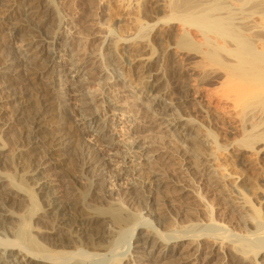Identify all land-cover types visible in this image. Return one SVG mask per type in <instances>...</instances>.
<instances>
[{"label":"rangeland","instance_id":"obj_1","mask_svg":"<svg viewBox=\"0 0 264 264\" xmlns=\"http://www.w3.org/2000/svg\"><path fill=\"white\" fill-rule=\"evenodd\" d=\"M4 1L0 0L1 3L4 2L3 5L0 4V173L5 179L0 178V187L2 188H0V192H5L11 185L10 187L21 189L27 195L25 198L10 192L12 199L9 205L13 208L11 211L17 213V216H24L26 212L27 214L28 212L34 213V211L40 209L37 202L38 198L34 195L35 192L32 191L29 184L19 181L21 179V177L18 178L20 174L14 170L13 165L16 167L19 164L16 147L23 144L24 137L22 138V134L25 133L26 124L35 117V113H43L46 106L43 102L48 104L50 100L49 105L54 104L52 107L48 105L50 109L59 110L61 101L64 103L63 101L68 98L65 94L66 90L55 91V93H58L55 94L53 84H60L62 85L61 88L71 87V85L75 87V83L77 84L82 80L81 82L85 83L84 86L82 85L83 88L86 87L85 91L97 90L102 92L103 85L108 86L107 83L103 82V79L108 80L120 76L121 80L119 81L121 82H118L119 85L111 86L114 90L119 89L118 92L124 91L123 88L125 87L127 91L121 94L123 96L132 95V98H121L114 94L113 96L108 91L106 94L107 97L112 96V100L120 102L119 104L123 107L127 106V104H123L130 102L133 97L135 98L132 101L135 103L131 104L134 109H123L124 114L136 116L140 112L137 116H141L145 112L149 116L153 114L158 116L162 112V114L169 115V120L165 121L163 125H157L156 123V125L154 124L155 127L144 129H141L138 124L135 129L129 130V122L126 116L114 118V116L103 115V120L106 118L109 124L108 134L119 144L118 158L114 156L110 162L112 175L104 179H98L97 177V172L101 168L94 165L95 168L88 166L91 157H94L101 150L100 143L98 144V141L93 139V134L90 136L81 134L80 131L84 128L77 127L75 123L71 122L72 125L69 124L66 129L56 131L62 133L65 131L63 136L66 137L69 134L71 137L69 135L66 137L67 140L64 144L67 145H61L63 149L61 146L55 149V156L53 157L56 158V161L52 160L55 165L44 171L46 178L53 184L60 182V187L56 189L69 193H66L67 196L71 194L70 197H75L73 199L78 204H82L81 206L87 208V211L85 210L83 213V215L86 214L84 217L87 219L96 218L97 213L105 215V218L98 215L100 219L97 218L100 221L95 224V227L93 226L94 228H91V230H95V234L92 233V230L89 235L94 236L91 238L97 242V239L102 237L103 234H109L105 227L112 224V227L115 228L111 235L115 238V243L106 240L99 244L105 251H108L114 249V245L116 246L120 241L122 242L128 236L127 231L140 220L139 215L142 211H139L141 209L138 206L142 208L149 204L145 198L140 201L137 197V201L135 200L131 204L129 202L126 208V205L122 202L124 194L121 195L124 182L127 183L133 178L146 182L151 177L150 172L155 171L157 168V170L164 169L161 171H163V174L165 172L166 179H177L174 182L184 181L182 183L185 186L188 184L187 187L190 190V192L182 194L183 192L181 193V188H179L180 190L177 192L179 195L176 192V194L174 193L177 200L173 211L175 210L174 214L177 215L174 216L172 212L174 222L171 225L173 226V233L204 236L203 238H206L202 242L205 243V247L201 251L197 253L195 251L190 252L187 255L186 264H230L227 261L229 256H227L226 250L220 248L223 246L220 240L222 238L231 243L233 251L234 248L242 247L247 250L249 248L255 249V253L245 255L244 258L249 260L248 264H258L256 254L260 250L257 249L264 247V231H260L264 230V0H240L242 2L238 0L233 1L234 3L231 0L205 1L207 5L212 6L211 4H214V6L221 7L223 10L230 6L227 7L228 11L232 6H235L233 20L234 23L236 22V26L237 22H241L243 26L253 29L251 33L240 34L243 40L237 35L238 40L243 44V48L246 45L247 49L245 51H242V49L240 51L239 45L236 46L235 41L228 40V42H235V44H231L235 49L238 48V52L241 54V58L239 54V60L235 55L218 49L215 44L203 41L204 38L197 30L200 27L201 20L204 21L205 18L200 19L201 14L197 15L198 18L195 16L196 14L192 15L194 8L198 5L200 7L202 3L206 4L202 2L203 0H198L201 3L197 6V0H164L166 1V8L159 6L158 0H51L52 7L50 5L51 9L47 10L48 12L53 10L50 12L53 14H50L49 22L44 27L39 25L40 23L35 26H40L41 29L43 27V31H45L43 33L47 34L48 38L52 37V42L56 41L59 36L60 40L57 46L60 51L65 47L73 46L72 51L75 52V55L78 52L76 59H79L83 69L82 74L84 75L80 77L55 74L51 72V69L44 68L43 62L38 57L32 59L33 65L29 63L24 68L10 65L18 55L14 53L17 50L15 46L17 47L18 44L16 45L9 40V32H11L9 24L10 21L17 19L19 10L24 8L23 4L25 3L23 1L25 2V0H7V3L6 0ZM30 2L32 3V0ZM11 7L14 8L13 13L10 11ZM196 24H199L197 25L198 28ZM46 25H49V27ZM194 25L197 29L192 28ZM6 35L8 38H5ZM235 37L236 35L232 36V38ZM210 38L216 40L219 37L211 35ZM55 41L53 43L56 44ZM124 41L127 43L124 44ZM219 42L222 43L221 40ZM108 43L109 45H107ZM248 53L255 55L250 56ZM256 54L258 57L255 59ZM241 59L242 62H240ZM244 59H246V63ZM58 60L60 62L64 61L63 59ZM148 63L152 64V71H161V77H164L163 86H165L163 91L170 89V93L167 96L165 95L166 97L164 96L163 101H160L161 106L155 108L152 106V103L157 101L155 100V93L150 90L149 86L147 87V85H150L148 83L149 79H147L149 75L146 72ZM30 65L36 69L30 72V69H32ZM37 69L41 70L38 71ZM50 72L53 73V76L52 74L49 75ZM95 72L96 75H94ZM100 72L104 73L101 76L102 78H99ZM77 80L78 82H76ZM100 80H102V83ZM73 82L75 86L71 84ZM175 83H178V85ZM83 88L81 89L82 92L84 91ZM171 88H173L174 93H172ZM44 94H47V96H44ZM11 95L13 98L19 95L20 99H24L22 102H26L25 99H28L30 102L26 104H30L31 114L29 111L27 112V108L24 113L27 117H24L25 115L20 116V107H17L19 105L12 100ZM58 95L60 98L57 97ZM176 97L179 98L180 103L174 105L175 101H179ZM53 98L54 102L51 101ZM103 102L105 101H97L94 107L102 109ZM71 103H73L72 105L75 104L74 101H71ZM170 103L174 105V108L165 111ZM36 109L40 110L36 111ZM32 113H34V116ZM28 115H31V117ZM21 117H24L28 122L25 124L24 118L20 121L19 118ZM27 119H30V121ZM51 120V129L54 128L53 126L58 125V122L60 125L62 121L64 122L62 118H52ZM22 124L25 126L24 129L20 127ZM168 124L171 125L169 129L172 130L162 135L163 129L161 128ZM51 129L52 132L45 133L47 134V140H44H46L47 147L51 144L52 137L57 134L54 129ZM73 130H75V133L72 132ZM136 136L140 141H151L156 145L167 148V154L164 155L166 157L159 159L160 161L158 160L159 166L155 162L157 168L153 167L155 166L153 163L150 164L151 166L147 163V166L144 165V162L141 164V160H138L137 155H133L135 158L127 159L129 144L133 142L132 138L134 139ZM67 142L71 143L68 144ZM94 142H97V144ZM52 146H49L48 150L52 149ZM111 154L106 153L105 156L112 158L113 155ZM186 156H189L187 160H191L190 163H186ZM83 164L85 165L83 166ZM149 167L153 168L152 171L149 170ZM186 167L197 168L182 173V170ZM201 169H207L209 173L206 175ZM194 171H199V174L196 172L198 175L193 176ZM199 175H201L200 178ZM117 176H119V179H117ZM205 177H208V179ZM6 178L7 182H2ZM186 182L188 183L186 184ZM93 189H95V193L91 195ZM89 198L91 199L89 200ZM177 201L181 204H177ZM180 210L182 211L180 212ZM94 213L95 215H93ZM87 214L91 216L89 217ZM140 221L142 223L146 222ZM105 223L108 225L106 226ZM98 225L99 227H97ZM160 233L163 232L160 231ZM215 239H218L216 243L220 247L215 249L216 251L218 249L215 252L216 256L209 260L207 254H210V250H214L212 249V243L215 242ZM37 243L32 242L35 246H37ZM127 247V245L124 246L117 253L120 255L125 254ZM90 249L91 251L87 252L88 254L97 252L95 248L92 249L91 247L87 250ZM101 253L106 254L105 252ZM113 256L114 254H108L104 257L90 255L86 257L87 259H84L80 254H77L74 255L75 260H77H74V263L78 264L80 260H85L86 264H134L133 261L124 256V259L120 257V261H117L119 258ZM65 257L68 258L70 255ZM236 257H233V255L230 257L234 258L232 264H239V258Z\"/></svg>","mask_w":264,"mask_h":264},{"label":"bare ground","instance_id":"obj_2","mask_svg":"<svg viewBox=\"0 0 264 264\" xmlns=\"http://www.w3.org/2000/svg\"><path fill=\"white\" fill-rule=\"evenodd\" d=\"M1 1H4V0H1ZM30 1L31 0H25V2L23 1V3H25V4H23L24 8H22V10H19V14H17L18 15L17 19L16 20L11 19L12 21H10V24H9V26H11V27H9L11 30V32H9V34H10L9 40L13 41V43L16 45L18 44L17 47L15 46V48L17 50H16V52H14L15 54L17 53L18 55L16 54L17 57L13 60V62L10 65H14L16 67H23L24 68V67H26V65H29V63L32 64L35 57H36V59L38 57L43 62L44 68L46 67L47 69H51L52 70L51 72H53L55 74H60V75L66 74L67 76L73 75V76H79V77L81 75H84V74H82V71H83L82 65L79 63V59L78 58L76 59L78 52H76L77 55H75V52L72 51L73 46L65 47V49L60 51V48H58V46H57V45H59L58 43H59L60 37L58 36L56 38V41L54 40L56 42V44H55V43H53L54 41L53 42L51 41L52 37L48 38L46 36L47 34L45 35L43 33V32H45V31H43V27L47 22H49L50 14H51L50 12L53 11V10H50L48 12L50 5H51V0H32V3ZM199 1H202V0H199ZM199 1H198V3H196V6L199 3H201ZM205 1L206 0H203L202 2H205ZM209 1L210 0H207V2H209ZM233 1L235 2L238 0H231V2H233ZM4 2H2V3L0 2V4L3 5ZM7 2L8 1L6 0V3ZM165 2L166 1H164V0L163 1L158 0L159 6H161L163 8L164 7L166 8V6H167ZM231 2H229V3H231ZM240 2H242V1H240ZM9 3H8V5H9ZM29 3H31V4H29ZM243 3H245V2H243ZM20 5H22V4L20 3ZM202 5H200V7L198 5L197 7H199V8H197V7L194 8L192 10V15L196 14L195 16H197V15L201 14L200 19L205 18L204 21L201 20L202 23L200 22V27H199L200 29L197 26L199 24H196V26L198 28L197 31L198 32L200 31V33H201L200 35L204 38L203 41L205 43L209 42L211 44H215V46L218 49L223 50L226 53L235 55V57L238 58V60H239L241 58V54L238 52L237 47H236L237 49H235V47H232V44H235V42H236V46L239 45V50L242 49V51H245L247 49V47L245 45V47L243 48V46H242L243 44L238 40V37L240 39H242V35H244L246 32L251 33L253 29L243 26L241 24V22H237V26H236V24H235L236 22L234 23V20H233L234 12L236 10L235 6L234 7L232 6L230 8V11H228L227 7L229 8L230 6H227V7L225 6L226 8L225 7L224 8L226 10H223V9H221V7H216V5L214 6V4H211L212 6H210V4L207 5V3L206 4L202 3ZM17 6L19 7V5H17ZM208 6H210V7H208ZM12 7L10 10L11 13H13L12 11L14 10V8H12ZM51 7H52V5H51ZM207 7L209 8V10ZM6 8H8V7H6ZM4 9H5V7H4ZM5 10H7V9H5ZM225 11H227V12H225ZM5 15H6V13H5ZM197 18H198V16H197ZM37 19H38V21H36ZM51 21H52V19H51ZM37 23H40L39 25L43 26L42 29L40 26H35ZM201 24H202V26H201ZM46 26L49 27V25H46ZM190 28H191V26H190ZM192 28H196L195 25ZM237 33H239V34H237ZM240 34H242V35H240ZM211 35L215 36V37H219V38H216V40L214 38L212 39V38H210ZM235 35H236V37H235L236 39L232 38V36H235ZM237 35H239V36L237 37ZM5 38H8L7 35ZM229 39L231 41H235V42L234 43L228 42ZM220 40L222 41V43L219 42ZM66 43L68 44V42H66ZM123 43L125 44L127 42L124 41ZM72 44H74V43H72ZM107 45H109V43ZM232 48H234V49H232ZM251 53H253V52H251ZM239 54H240V58H239ZM248 55L253 56L255 54L251 55L248 53ZM257 57L258 56L256 54L255 59ZM245 58L247 59V57H245ZM253 58L251 59V61L253 60ZM58 59H63L64 61L60 62ZM246 59H244L245 63H246ZM248 61H250V60H248ZM240 62H242V59ZM32 65H30V68L33 67ZM151 66H152V64L148 63L147 67H146V72L149 75L147 77V79H149V81L148 80L147 81L150 84V85H147V87L149 86L150 90L153 93H155L154 96H155V100H157V101L155 103L154 102L152 103L153 108H155V107H158L160 105V101H163L164 100L163 98H165L170 93V91H169L170 89L163 91L165 89V86H163L164 85L163 84L164 83V81H163L164 77H161L162 74H161L160 70L152 71L151 69H153V68ZM7 67H9V66H7ZM33 69H36V68L30 69V72ZM47 69H46V71H47ZM40 70H38V71H40ZM42 71H43V68H42ZM32 72H34V71H32ZM51 72L49 75L52 74V76H53V73H51ZM25 73H28V72H25ZM93 73H94V71H93ZM39 74H41V73H39ZM97 74H98V72H97ZM103 74H104L103 72H100L99 78ZM27 75H29V74H27ZM49 75H48V77H49ZM94 75H96V72ZM114 77H115V75H114ZM117 77H118V75H117ZM31 78H35V77L32 76ZM42 78H44V77H42ZM82 78H83V76H82ZM84 78H86V77H84ZM120 78L121 77L119 76V78H110L108 80L103 79L104 80L103 82L107 83L108 86L103 85V87L101 88L102 92L97 91V90L96 91H92V90L91 91H85L86 87L83 88L85 83L81 82L82 80L79 78L78 79L81 81L80 82H78V80L76 81V82H78L77 83L78 85L75 83V85H76L75 86L74 82L71 83L75 87H73L71 85V87L70 86L69 87L63 86L64 88H61L62 85L55 83V84H53L54 86H52L54 93H55V91L60 92L61 90H66L65 94L68 97L67 100L63 101L64 103H62V101L60 100L61 106L59 107V110L54 109L58 112L52 110V108L50 109L49 106L52 107L54 105V104L49 105L50 100L48 101V104L43 102L44 105H46L45 107L43 106L44 107L43 113H41V112L40 113L38 112L37 114L32 113V115L34 114L35 117L32 118L31 121H30V119H27L30 121L29 123H27L28 121L26 122V119L24 117H27V116L24 113H25V110H27V108H28L27 112L29 111V113L31 114V112H30L31 108L29 109L30 104L29 105L26 104V103H29L30 101H28V99H25V101L27 100L28 102L27 101L22 102L24 99L23 100L20 99L21 97H19V95H17L18 97L15 96V98H13V96L11 95L12 100L17 105H19L17 107L18 108L20 107V116L25 115L24 117L19 118V119H21L20 121H22L24 118L25 124L27 123L26 127L23 126L24 123L22 124V126H20V127H23V129L25 127V133L23 132L24 134H22L23 135L22 138L24 137V140H23V144H20L21 147L18 144H17L18 146L16 145L17 146L16 150L18 152L17 153V156H18L17 159L19 160L18 161L19 164L16 167H14V165H13V168L15 171H17L21 175L20 176L18 174L19 175L18 178L21 177V179H19V181L21 180L22 183L29 184L32 191L35 192V194L34 193L33 194L36 195V197L38 198L37 202L40 205V209L34 211V213L28 212V214H27V212H26V214H24V216H17L16 215L17 213L15 214L14 211H11L13 208H11L9 205L11 202V199H12L10 196L11 195L10 192L17 194L18 196H23L25 198L27 197V195L21 189H15L13 187H10L11 185L9 186V188L6 189L7 191L5 190V192H0V264H77L76 262L74 263V260H75L74 255H77V254H80V256L83 257L84 259H87L86 257L90 256V255L95 256V257H101V256L104 257L108 254H114V256H113L114 258H116V257L119 258V260H117V261H120L121 260L120 257L123 258V256H124L128 260L133 261L134 264H186V262L188 260L187 255L190 252L195 251L197 253L198 251H201L205 247V243H202L206 239V238H203L204 236H192L189 234H178L177 232L173 233V230H172L173 226L171 224H172V222H174L173 221V214L175 213L174 212L175 210L173 211V208L175 209L174 204L177 200L174 197V193L175 192L177 193L180 190L179 188H181V193L183 192L182 194L188 193V192H190V190L187 187L188 182H186L187 185L185 186L182 183L184 181L174 182V180H177V179L172 180V178L170 179L167 177L169 179L168 180L164 176L165 172L163 174L162 173L163 171H161L164 169L157 170L158 168L156 167L155 162H157V164H158V162L160 161L159 159L163 158L164 155L167 154V148H165L162 145H158V144L156 145L154 142L147 141V140L146 141L145 140L140 141V140H138L137 136L134 139L132 138V140H133V142H131L132 144L130 142H128V143H130L129 144L130 148H128L129 151L127 150V159L137 155L138 160L139 159L141 160V162H140L141 164H143V162H144V165H146V163L148 165L153 163V165L155 164V166H153V167H156L157 169L155 171L154 170L152 171L153 168L151 169L149 167L150 168L149 170L152 172H150L151 173L150 179L146 180V182L141 181L138 178H133L131 181H129L127 183L124 182V186L122 187L121 195L124 194V196H123L124 199L122 200V202L126 205V208L128 207L129 202L131 204V202H134L135 200L137 201V197H138V200H140V201L145 198V200H147L149 202L148 205H146L142 208H140L141 206H138L139 209H141L139 211H142V212H140V215H139L140 218L139 219L146 221V222L142 223L140 220H138V222H136L129 229V231H127L128 236L125 237L122 242L120 241L119 244H116V246L114 245V247H113L114 249H110L108 251H105L104 248L100 247L99 244H101L102 242H105L106 240H109V241H112V243L113 242L115 243V238H113V236L111 235L112 231L114 230L115 227L113 228L112 224L107 226L108 224L105 223V225L107 226L105 228H107V231L109 232V234L106 231H104V229H102L105 233H107V234H105L107 236H105L103 234V236L100 237L99 239H97V242H96V240L92 239L94 236L93 237L90 236L89 232L93 230L92 233H94L95 230L94 229L91 230V228H94L95 224H97L100 221V220L98 221V218L101 214L99 215L97 213V215L95 216L96 218H91V219L88 218L87 219L86 217H84L86 214L83 215V213L85 212V210L87 208H85L84 206H81L82 204L81 205L78 204V202H76V200L73 199L75 197H73V198L70 197L71 194H70V196H67V194H69V193L66 192L67 193L66 194L65 192H63V190L56 189L57 187H60V182H58L59 184L58 183L53 184L49 179L46 178V174L44 171L46 169L48 170V168L55 165L54 161H52V160L56 159L53 157V156H55V154H54V151H56L55 149L58 146L67 145L64 143H66V140H67L66 137H68L69 134L66 137H64L63 133L65 131L63 133L61 131H62V129H66V127L69 126V124L71 122L75 123L76 124L75 126H77V127H83L84 128V130L82 129L83 131L81 130L83 133L79 129L81 134L89 135V136L93 134V139L94 140L96 139V141H98V144L100 143L99 146L101 147V150L98 153H96L94 157L90 156L92 159L89 160L90 162H88V163H90V165H88V166L94 165L98 168H101V170L99 172H97L98 173L97 177H98V179H104V178H107L109 175H112L110 162L112 161L114 156L118 158V154H119L118 145L119 144H117L115 139H113L108 134L109 133V131H108V125L109 124H108V121L106 120V118H105V120H103V117H104L103 115L114 116V118H118V116H121V117L126 116L128 118V122H129L128 123L129 124V126H128L129 130L135 129V127L138 126V124H139V126H141V129H144V128H148V127H155L154 124L156 125V123H157V125H163L165 123V121L169 120V115H167L166 113H164V114H166V115H164V114H162V112L159 115L157 114L158 116L153 114V112H152L153 115H151V116H149L145 112H144V114L142 113L143 115L141 114V116H137L138 113H140V112H138L136 116L135 115H129V114H128L129 116H127L126 113L124 114V112L122 111L123 109H130V110L134 109L131 104L135 103V102H132L133 99H135V98L133 97L132 100L130 99V102H126L125 104H123V105L127 104V106L123 107L119 104L120 102L112 100L111 99L112 96L107 97L108 95L106 94V92L108 91L112 95L114 94L115 96L121 97V98H126V97L129 98L132 96V95L123 96V94H121V93L127 91L125 89V87L123 88L124 91H120V92H118L119 89L118 90L113 89V87L111 85H115V84L119 85V83L121 82V81H119V80H121ZM51 81H52V79H51ZM84 81L87 82L86 79H84ZM101 81L102 80H100V82ZM88 82H89V80H88ZM97 82H98V79H97ZM174 82H175V80H174ZM175 84L178 85V83H175ZM100 85L102 86V84H100ZM82 88L84 89L85 92L84 91L82 92V90H81ZM171 89H172L171 90L172 93H174L173 88H171ZM87 90H88V88H87ZM149 93H151V92H149ZM51 94H50V96H51ZM55 94H58V93H55ZM171 95H169V96H171ZM11 96L9 97L10 99H11ZM44 96H47V94H44ZM57 97H59V95ZM46 99H47V97H46ZM55 99H56V97H55ZM176 99H177V97H176ZM7 100H8V98H7ZM29 100H30V98H29ZM53 100H54V98L51 101L54 102ZM99 100L105 101V102H103L104 106L102 109H98L97 107H94L96 105L97 101H99ZM170 100H171V98H170ZM177 100H179V98ZM71 101H74L75 104L72 105L73 103H71ZM165 101H166V99H165ZM169 102H167V103L169 104ZM6 103H8V102H6ZM15 103H13V105ZM34 103H33V105H34ZM57 103H58V101H57ZM171 103H170V106L167 105L168 107L165 108L166 109L165 111H167L169 109H173L174 105L180 103V100L175 101L174 105H172L173 103L172 104ZM135 105H137V104H135ZM36 107H34V108H36ZM38 107H40V106H38ZM48 107H49V109H48ZM37 110L39 111L40 109H36V111ZM16 112H17V110H16ZM141 112H143V111H141ZM163 112H164V110H163ZM28 116L31 117V115H28ZM52 118L53 119L62 118L64 120V122L62 121L61 125L58 122V125H55V126H53L54 128H52L55 130V132L61 130L60 131L61 133L56 132L57 134H55V132H53L55 134V136L52 137V135H51L53 140H51L52 142L50 145L48 144L49 142L47 143L49 146L53 145L51 147L52 149H50L51 150L50 151V150H48L49 146L48 147L46 146L45 141L47 140L46 139L47 134H45V133L49 132L51 127H52V124L50 125ZM55 121H58V120H55ZM52 122H54V121H52ZM66 124H68V125H66ZM70 125H72V124H70ZM170 126L171 125L168 124V125H165L161 128V129H163V133L161 132L162 135H165L167 132L172 130V129H169ZM74 131L75 130H73L72 132H74ZM76 131H78V130H76ZM19 132H21V131H19ZM50 132H52V131H50ZM132 132H133V130H132ZM67 133H68V131H67ZM44 136H45V138H44ZM69 136L71 137V135H69ZM134 136H135V134H134ZM44 139H46V140H44ZM20 141H22V140H20ZM20 141H19V143H20ZM17 142H18V140H17ZM69 143H71V142H69ZM94 143L97 144V142H94ZM120 145L123 146L122 144H120ZM18 147H20V148L18 149ZM62 149H63V147H62ZM106 153H110V154L112 153L111 155H113V157L112 158L106 157L105 156ZM187 157L189 158V156H186V159H185L186 163H190L191 160L190 161H189V159L187 160ZM88 159H90V158H88ZM84 165L85 164H83V166ZM94 166H93V168H95ZM157 166H159V164ZM189 166H191V165H189ZM190 168L191 167H189V168L186 167L185 169L182 170V173H183V171L185 173L187 170L193 171V169H196L197 167L196 168L193 167L191 169ZM201 171H203L204 174H206V175L209 173L207 169H201ZM17 172H15V173H17ZM138 172H136V173H138ZM196 172L194 171V174H192V175L194 176L197 173L199 174V171L197 173ZM189 174H191V173H189ZM185 175L187 176V174H185ZM15 176H17V175L15 174ZM15 176H14V178H15ZM183 176H184V174H183ZM200 176L201 175H199V178H200ZM97 177L95 176V178H97ZM0 178L5 179V177L3 175H1V173H0ZM205 178L208 179V177H205ZM117 179H119V176H117ZM201 179H200V181H201ZM178 180H182V179H178ZM2 182H7V178H6V180H3ZM9 182H11V181H9ZM180 183H182V184H180ZM90 190H89V192H90ZM94 190L95 189L92 190L91 195H93L95 193ZM2 191H4V190H2ZM72 192H73V190H72ZM96 196H97V193H96ZM89 197H91V196H89ZM185 197H187V196H185ZM86 199H88V198H86ZM90 199L91 198H89V200ZM144 203H146V202H144ZM138 204L140 205V202ZM141 204H143V203L141 202ZM177 204H181V203H179L177 201ZM129 208H130V206H129ZM178 208H177V210L180 209V208L179 209ZM181 211L182 210H180V212ZM172 212H173V214H172ZM87 213H89V212H87ZM91 213H93V212H91ZM87 215L89 217L91 216L89 214H87ZM93 215H95V213ZM145 215H147V216H145ZM175 215H177V214H174V216ZM102 216H104V217H102ZM100 217L105 218V215H101ZM106 218H108V217H106ZM107 222H108V219H107ZM149 225H153V226H149ZM102 226H103V223H102ZM97 227H99V225ZM160 231L163 233L161 234ZM260 231H264V230L262 229ZM92 233H91V235H92ZM112 238H113V240H112ZM220 240L223 243L222 247H220L219 244L216 243V242H218V239H215L214 240L215 242L212 243V246H213L212 249H214V250H210V254H207V256L209 255V258H208L209 260L213 259L216 256L215 252H217L218 249H217V251L215 249L218 247L226 250L227 256H229L227 261H229L230 264L234 263L233 262L234 258L233 259L230 258L232 255H233V257L237 256L236 257L237 259L239 258L238 259L239 264H248L249 260L245 259L244 256L249 255L251 253H255L254 252L255 249L249 248V250H247L245 247L234 248V251H233L231 249V243L227 242L224 238H222ZM33 241L36 243L38 242L37 246L32 244ZM134 241H136V242H134ZM223 241H225V242H223ZM126 245L128 246L127 247L128 249H126L125 254L120 255L119 253H117V251L119 249L123 248ZM112 246H113V244H112ZM89 247H91L92 249L95 248V250L97 252H92L91 254L90 253L88 254L87 252L91 251V249L89 251L87 250ZM195 248H196V250H195ZM83 250L86 252H84ZM257 250H260V252H258L256 254V256H257L256 259L258 261L257 263L258 264H264V247H260ZM101 252H105L106 254H102ZM67 255H70V257H68V258L65 257ZM236 258H235V261H236ZM75 261H77V260H75ZM236 263H237V261H236ZM78 264H86V261L80 260V262Z\"/></svg>","mask_w":264,"mask_h":264}]
</instances>
